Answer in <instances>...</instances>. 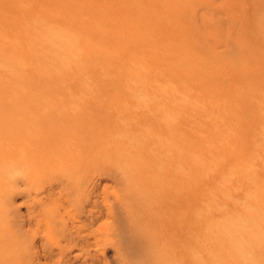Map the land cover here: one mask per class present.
Here are the masks:
<instances>
[{
    "label": "rangeland",
    "instance_id": "rangeland-1",
    "mask_svg": "<svg viewBox=\"0 0 264 264\" xmlns=\"http://www.w3.org/2000/svg\"><path fill=\"white\" fill-rule=\"evenodd\" d=\"M0 264H264V0H0Z\"/></svg>",
    "mask_w": 264,
    "mask_h": 264
}]
</instances>
